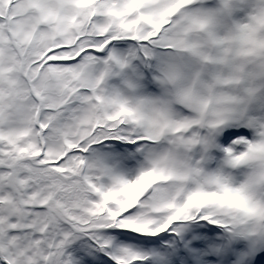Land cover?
Segmentation results:
<instances>
[{
  "label": "snow or ice",
  "instance_id": "snow-or-ice-1",
  "mask_svg": "<svg viewBox=\"0 0 264 264\" xmlns=\"http://www.w3.org/2000/svg\"><path fill=\"white\" fill-rule=\"evenodd\" d=\"M0 264H264V0H0Z\"/></svg>",
  "mask_w": 264,
  "mask_h": 264
}]
</instances>
